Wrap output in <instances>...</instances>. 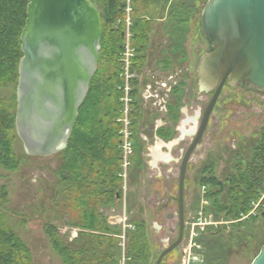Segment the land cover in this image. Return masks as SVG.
<instances>
[{"label":"rangeland","instance_id":"rangeland-1","mask_svg":"<svg viewBox=\"0 0 264 264\" xmlns=\"http://www.w3.org/2000/svg\"><path fill=\"white\" fill-rule=\"evenodd\" d=\"M92 1L99 10L102 9L99 0ZM147 1L153 0L133 2L132 9H137L136 16L147 13L145 10L150 8L146 6ZM207 2L208 0H181L178 23H174L176 17L172 16L171 21L167 19V27L158 22L153 28L155 46L162 44L169 56L174 57L177 53L179 64L168 73L169 76L175 74L184 84V116L181 119L184 121L181 126L184 134L191 128L196 130L197 126L192 121L196 116L202 117L212 96L199 92L196 73L199 58L212 50L201 26L202 11ZM154 7L162 11L167 9V12L171 11L172 15H176L175 0H155ZM158 13L162 14L160 11ZM170 31L177 40L170 39ZM164 40L167 41L166 44L162 42ZM160 50H153L152 57L159 59L162 56ZM152 74L169 89V76L161 78L163 73L158 70H152ZM16 89L17 84L14 82L0 89V99L11 102L14 108ZM263 127L264 93L245 85L235 88L225 86L211 115L203 146L196 151L189 166L185 202L188 226L185 240L178 251L167 257L163 264H184L188 257L191 259L190 264H252L264 246V175L257 191L261 198L258 202L251 203L250 214L243 215L239 221H234L227 212L217 214L213 210L207 194L219 192L221 188L206 186L204 180L214 177L223 184L225 191L218 197L221 203L227 205V192L231 187L229 179L236 173L235 164L240 159L243 168L246 166V160L251 159L254 154ZM130 131L127 132V136L131 138L128 139L130 144H127V149L123 151L118 147L122 177L121 186L116 193L113 190V196L119 195L120 200L107 201L98 210L107 227L103 231H88L80 227L83 224L85 206L73 197L77 198L84 190H75L74 196L67 191V185L63 182V176L66 175H59L63 154L46 158L30 157L25 154L20 140L14 139L13 151L20 159V164L16 170L0 168V189L6 187L8 193V203L1 212L5 225L30 249L32 264H67L64 257L56 254L46 234V229L50 227L71 247L73 259L70 257V264H155L164 248L176 237L167 230L170 223L166 218L168 212H175V205L170 210H161L162 204L169 197L164 190L171 178L165 180L166 175L175 165L165 162L163 158H155L153 150L159 147L162 152L178 158L181 151H186L189 147L191 136H185L183 140L178 137L177 146H174L175 143L159 146L153 141L155 135L151 126L145 130L147 137L139 136L141 139H137V143L132 138L140 132L143 135L144 129L133 128V135ZM118 135L121 142L127 139L122 133ZM135 150L139 153L140 159L136 161L140 163V171L128 166L133 161L132 157L135 158ZM212 164L215 165V171L206 174L204 170ZM169 189L172 191L170 194L176 196L175 182ZM138 228L144 233V244L141 245L148 250L136 255L131 241L139 233ZM116 232H119L118 238H115Z\"/></svg>","mask_w":264,"mask_h":264},{"label":"water","instance_id":"water-1","mask_svg":"<svg viewBox=\"0 0 264 264\" xmlns=\"http://www.w3.org/2000/svg\"><path fill=\"white\" fill-rule=\"evenodd\" d=\"M201 26L212 50L197 62L198 89L212 96L182 160L178 240L155 264H162L183 241L187 165L203 145L225 86L245 85L264 93V0H208ZM101 40L100 11L92 0H28L15 116L27 156L46 158L67 148L99 68ZM252 264H264V246Z\"/></svg>","mask_w":264,"mask_h":264},{"label":"trees","instance_id":"trees-1","mask_svg":"<svg viewBox=\"0 0 264 264\" xmlns=\"http://www.w3.org/2000/svg\"><path fill=\"white\" fill-rule=\"evenodd\" d=\"M99 1L102 6L99 10L102 24L99 68L92 80L89 94L79 110L68 146L61 152L64 159L59 172V175H66L62 176L69 194L74 196L75 190H84L73 199L83 202L85 206L83 224L80 227L88 231L107 230L98 210L107 201L116 200L113 190L116 193L121 186V158L118 148L121 126L115 121L119 116L117 101L120 94L116 89L119 83L116 60L123 40L121 32L124 29V1ZM154 1L149 2V6H154ZM179 1L175 0L176 19L182 6L181 0ZM27 5L28 0H0V89L13 82L18 83V67L22 58L20 37L26 21ZM136 10L135 8L136 19L132 30L135 36L133 45L139 53H143L150 39L152 22L144 16H136ZM118 22L121 24L117 27ZM144 59V56L138 59L140 66L144 65ZM15 116L16 108L12 107L11 102L0 99V168L6 170H16L20 164V159L13 151V141L18 138ZM211 166L206 170H211ZM235 171L229 179L231 187L227 192V205L221 203L218 197L225 191L220 181L214 177L205 178L204 185L221 188L219 192L207 194L213 210L217 214L227 212L230 218L239 221L243 215L250 214L251 203L258 202L261 198L257 191L264 175V127L252 158L246 160L244 168L239 159ZM7 203L8 193L6 187H3L0 189V264H32V254L28 246L4 223L1 210ZM138 230L139 233L131 241L136 255L148 250L141 245L144 244V233L140 232V228ZM46 234L56 254L64 257L65 262L70 264L73 253L64 238L53 227L46 229ZM118 234L116 232L115 236ZM74 254L77 255L76 252Z\"/></svg>","mask_w":264,"mask_h":264},{"label":"flooded vegetation","instance_id":"flooded-vegetation-1","mask_svg":"<svg viewBox=\"0 0 264 264\" xmlns=\"http://www.w3.org/2000/svg\"><path fill=\"white\" fill-rule=\"evenodd\" d=\"M124 1V0H123ZM135 1V0H134ZM133 1V2H134ZM132 2V6H133ZM151 6L150 8L146 9L145 12L143 13L144 18H146L148 21L152 22V29L151 33L149 35L150 39L148 42V45L145 47L143 53H139L135 46L133 45L134 41V33L132 32L133 27H134V13L135 9H132L130 14H127L125 11V3H124V8H123V13H124V29L121 32V37H122V42L120 45V51L118 52L117 56V65H118V81L119 83L116 86L117 92L120 94L118 96V104H119V116L116 118V123L121 126V128H125L127 131H130V134L133 135L132 129H147V127L151 126L154 131L153 136V141H162L164 143H176L179 140H183L185 136H191V142L190 145L192 144L194 138H195V133L196 130L198 129L197 124L200 123V118L198 116L195 117V119L192 121L193 125H196V130L194 128H191L189 132L184 134L183 129H182V122L181 117L183 115V81L175 76V74H171L169 76V71L177 68L179 61H177V53L175 56H169L168 51L165 49V47H162V44L160 46H155V42H153V28L157 25L156 23L160 22L162 25H165L167 27L168 20H172V15L171 11L167 12L166 9L162 10H154V6ZM157 11V12H156ZM160 11L162 14L160 15L158 13ZM166 12V14H165ZM181 12V10H178V14ZM164 14L166 15L165 18L163 19ZM168 19V20H167ZM178 18L174 23H178ZM167 21V22H165ZM121 23H117V27ZM128 27V30H127ZM163 28V27H162ZM177 31V27H176ZM127 32L129 34L128 40H127ZM165 32V31H164ZM167 33V31L165 32ZM171 37L170 39L177 40L176 37L173 38L172 36V31H170ZM174 34V33H173ZM167 38V35H166ZM174 41V40H173ZM163 43H167L166 40L162 41ZM126 44H128V47H126ZM212 47V46H211ZM173 48V44L171 45V50ZM155 49H161L159 52L162 54V56L158 58H153V50ZM128 51V52H127ZM174 51V50H173ZM177 51V48H176ZM140 56H144V65L140 66L139 64V58ZM182 57V55H181ZM155 60V61H154ZM154 61V62H153ZM152 70L156 72L157 70L162 74L163 78L164 76L167 75L169 76L171 80V84L169 85V89L167 88L168 86L162 84V82H159L156 80L155 75L152 74ZM161 80V79H160ZM174 81V82H173ZM161 87H163V90H161ZM163 116H168L169 119H171L170 123L172 125V128L169 130V126L167 127L165 124L162 122ZM125 130H122L119 133H123ZM143 135L144 131H142ZM168 134V135H167ZM143 135L140 134L135 135L132 138L133 142H138L137 139L140 141L141 138H143ZM141 136V138L139 137ZM178 137L180 139L178 140ZM129 138V137H128ZM136 138V139H135ZM206 138V137H205ZM131 139V138H129ZM131 141V144H132ZM205 141V140H204ZM121 140H119V146H121ZM204 143V142H203ZM178 145V144H177ZM189 145V147H190ZM135 146V145H134ZM203 146V145H202ZM188 147V148H189ZM133 149V147L131 146ZM186 149V151L188 150ZM186 151H181V156L178 158H169L165 159L167 162L172 163L175 165V168H170L168 170V174L166 175L165 180H170L166 184L165 187V192L169 194V197L166 198L165 202L162 204L161 210H170L173 205H175V212H168L166 214V218L170 223V226H168L167 230L169 233L174 234L176 237L168 243V245L165 247L171 246L173 243H175L178 240L179 233H180V202H179V185H180V178H181V165H182V160L184 158V155ZM197 151V150H196ZM196 151L193 152L191 155L188 165H187V171L185 174V180H184V195H183V215H184V230H183V241L181 244L173 251L171 252L167 257L175 254L178 249L182 246L184 240H185V235L187 232V226L188 223L186 221V209H185V202H186V186L188 182V171H189V166L191 163V160L196 153ZM133 152H131V155ZM135 155L133 158L132 157V162H135L131 164H128L130 167H136L138 171L142 170L139 167V161H136L139 158V153L134 152ZM138 165H137V164ZM236 166L238 165L235 164ZM210 167V166H209ZM211 170H204V172L207 174L212 173L215 171V165L212 164ZM203 172V174H204ZM119 177H122L121 174H119ZM175 177V179H174ZM175 182V187L177 188V194L176 196H172L170 192H172L169 188L171 186H174ZM120 198L117 197L116 195V200L119 201ZM115 238H118V236H115ZM164 248V249H165ZM166 257V258H167ZM165 258V259H166ZM164 259V260H165ZM164 262V261H163ZM163 264V263H162Z\"/></svg>","mask_w":264,"mask_h":264},{"label":"crops","instance_id":"crops-1","mask_svg":"<svg viewBox=\"0 0 264 264\" xmlns=\"http://www.w3.org/2000/svg\"><path fill=\"white\" fill-rule=\"evenodd\" d=\"M150 2V1H149ZM149 2L147 1L146 2V6H149ZM152 6H151V10H152ZM155 9L154 10H158L156 7H154ZM167 10V9H166ZM168 10H170V9H168ZM183 116H184V110H183V115H182V117H181V119L183 118ZM162 123L163 124H165L167 127L169 126V130H168V132L170 131V128H172V125H171V123H170V121H171V119H169L168 118V116H163V118H162ZM140 130H143V128L142 129H140ZM145 130L146 129H144V134L145 135H143V138L146 136L147 137V133H145ZM168 135V134H167ZM157 143H155V144H157V145H163V144H166V143H164V142H162V141H156ZM177 143H178V141L175 143V145H174V143L172 144V145H174V146H177ZM167 145V144H166ZM166 145H165V147H166ZM164 146V145H163ZM164 147V148H165ZM153 154L155 155V158H158V160H162V158L165 160V159H169V158H171L172 156H169L168 154H166V153H164V152H162V150L158 147H155L154 148V150H153ZM173 158V157H172ZM165 162H167V161H165ZM155 165L156 164H154V166L153 167H155Z\"/></svg>","mask_w":264,"mask_h":264},{"label":"built area","instance_id":"built-area-1","mask_svg":"<svg viewBox=\"0 0 264 264\" xmlns=\"http://www.w3.org/2000/svg\"><path fill=\"white\" fill-rule=\"evenodd\" d=\"M134 0H124V3H125V11H126V13L127 14H130V12L132 11V2H133ZM127 30H128V27H127ZM128 37H129V34H128V32H127V40H128ZM126 47H128V44H126ZM128 52V51H127ZM127 130L125 129V131L122 133V134H124V135H126V140H124L122 143H121V146H120V148H121V150H126L127 149V144L129 143V141H128V137H129V135L127 136ZM125 143H126V145H125ZM130 144V143H129ZM196 260V259H195ZM190 261H191V259H190V257H188V261L187 262H185L184 264H190ZM197 261V260H196Z\"/></svg>","mask_w":264,"mask_h":264},{"label":"bare ground","instance_id":"bare-ground-1","mask_svg":"<svg viewBox=\"0 0 264 264\" xmlns=\"http://www.w3.org/2000/svg\"><path fill=\"white\" fill-rule=\"evenodd\" d=\"M260 211V210H259Z\"/></svg>","mask_w":264,"mask_h":264}]
</instances>
